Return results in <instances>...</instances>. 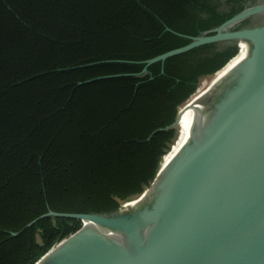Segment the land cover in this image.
<instances>
[{
	"label": "trees",
	"instance_id": "16d2710c",
	"mask_svg": "<svg viewBox=\"0 0 264 264\" xmlns=\"http://www.w3.org/2000/svg\"><path fill=\"white\" fill-rule=\"evenodd\" d=\"M263 2L0 0V264H35L81 225L25 227L49 210L109 214L139 197L176 140L166 127L241 49L224 40L144 61Z\"/></svg>",
	"mask_w": 264,
	"mask_h": 264
},
{
	"label": "water",
	"instance_id": "95a60500",
	"mask_svg": "<svg viewBox=\"0 0 264 264\" xmlns=\"http://www.w3.org/2000/svg\"><path fill=\"white\" fill-rule=\"evenodd\" d=\"M262 12L264 2L144 61L145 69L203 44H246L244 58L198 94L201 117L125 209L49 210L25 225L47 216L81 221L35 264H264V22L224 30ZM182 108L166 128L178 125Z\"/></svg>",
	"mask_w": 264,
	"mask_h": 264
},
{
	"label": "bare ground",
	"instance_id": "6f19581e",
	"mask_svg": "<svg viewBox=\"0 0 264 264\" xmlns=\"http://www.w3.org/2000/svg\"><path fill=\"white\" fill-rule=\"evenodd\" d=\"M246 44L244 42H240V44ZM239 44V46H240ZM245 56V50H243L237 57L232 59L231 62H229L226 67H224L219 73L216 74H221L223 75L225 72H229L237 65L239 61H241ZM199 93V92H198ZM198 93L193 95L185 104V107L182 108L180 111V117H179V123H178V134L176 137V140L174 141L173 145L171 146L172 149L169 151L168 156H166V160L164 162H167L178 150L179 148L183 145L185 138L189 134V132L192 130V127L196 123V121L201 117L203 107L201 102L199 101ZM184 106V105H183Z\"/></svg>",
	"mask_w": 264,
	"mask_h": 264
},
{
	"label": "rangeland",
	"instance_id": "374dc122",
	"mask_svg": "<svg viewBox=\"0 0 264 264\" xmlns=\"http://www.w3.org/2000/svg\"><path fill=\"white\" fill-rule=\"evenodd\" d=\"M214 77H216V75H212V76H206L204 78L201 79L200 81V84H199V87L196 91V93L200 94L201 92H203L208 86L209 84L211 83V81L214 79ZM178 127V125H176ZM172 149V147H171ZM170 149V150H171ZM169 154V153H168ZM168 154L166 156H168ZM166 158V157H165ZM166 159L163 160V162L165 161ZM121 209H125L124 206L121 207Z\"/></svg>",
	"mask_w": 264,
	"mask_h": 264
},
{
	"label": "flooded vegetation",
	"instance_id": "af4514ba",
	"mask_svg": "<svg viewBox=\"0 0 264 264\" xmlns=\"http://www.w3.org/2000/svg\"><path fill=\"white\" fill-rule=\"evenodd\" d=\"M260 1H263V0H260ZM262 22H264V12L254 15L253 18H252V20H251V23H250L249 25H247V26L257 25V24H260V23H262ZM239 47H240V49H241V50H240V53H241L243 50L246 49V46H245L244 44H242V43L240 44ZM240 53H239V54H240ZM239 54H238V55H239ZM238 55H237V56H238ZM237 56H236V57H237ZM234 58H235V57H234ZM234 58H233V59H234ZM231 61H232V60H231ZM231 61H230V62H231ZM225 67H226V66H225Z\"/></svg>",
	"mask_w": 264,
	"mask_h": 264
}]
</instances>
